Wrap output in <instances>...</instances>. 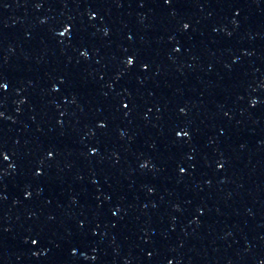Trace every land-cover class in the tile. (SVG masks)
<instances>
[{
    "label": "snow or ice",
    "instance_id": "snow-or-ice-1",
    "mask_svg": "<svg viewBox=\"0 0 264 264\" xmlns=\"http://www.w3.org/2000/svg\"><path fill=\"white\" fill-rule=\"evenodd\" d=\"M131 63V61H129Z\"/></svg>",
    "mask_w": 264,
    "mask_h": 264
}]
</instances>
